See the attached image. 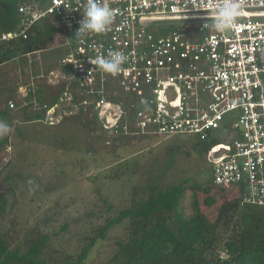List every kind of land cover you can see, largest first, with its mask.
Masks as SVG:
<instances>
[{
    "label": "built area",
    "instance_id": "2783aa9c",
    "mask_svg": "<svg viewBox=\"0 0 264 264\" xmlns=\"http://www.w3.org/2000/svg\"><path fill=\"white\" fill-rule=\"evenodd\" d=\"M101 2L115 11L107 31L75 38L87 0L17 4L20 24L2 41L25 40L53 18L67 50L60 79L48 81L62 83L61 93L38 101L24 89L7 110L32 102L34 122L47 126L89 117L106 149L154 138L216 142L204 155L212 184L241 192L242 206L264 208V0H238L241 15L224 32L208 26L223 0ZM109 50L126 57L116 75L89 63Z\"/></svg>",
    "mask_w": 264,
    "mask_h": 264
},
{
    "label": "rangeland",
    "instance_id": "374dc122",
    "mask_svg": "<svg viewBox=\"0 0 264 264\" xmlns=\"http://www.w3.org/2000/svg\"><path fill=\"white\" fill-rule=\"evenodd\" d=\"M66 50L63 38L56 34L46 49L1 66L0 110L7 109L12 99L18 100L19 106L24 89L34 93L42 88L40 97L44 99L50 92L54 95L48 81L60 79L57 73ZM20 112V107L9 111L11 120H5L13 131L7 135L10 144L0 163V193L8 199L0 231L13 247L24 245L21 251L29 242L48 236L42 255L46 262L61 264L75 259L89 238L108 219L129 208L133 193L139 194L147 184L162 189L184 179L189 180L188 185L202 188L211 184L210 166L191 148L193 138L143 139L106 149L96 131L84 130L83 118L47 126L24 121ZM28 180L38 185L34 193L28 191ZM235 196L232 189L211 188L208 194L187 189L181 208L189 217L196 199L202 215L214 223L221 204ZM206 197L214 198L215 204L205 206ZM127 226V221L116 225L105 239L98 240L87 263L108 261L117 250L116 243L126 239Z\"/></svg>",
    "mask_w": 264,
    "mask_h": 264
},
{
    "label": "trees",
    "instance_id": "16d2710c",
    "mask_svg": "<svg viewBox=\"0 0 264 264\" xmlns=\"http://www.w3.org/2000/svg\"><path fill=\"white\" fill-rule=\"evenodd\" d=\"M44 0H0V36L15 30L21 21L17 4L41 3ZM169 25L167 30H171ZM62 32L53 18H46L36 23L25 40L0 39V66L20 57H26L46 49L56 34ZM68 69L62 68L66 74ZM63 84L50 88L55 97L61 93ZM42 88L29 93V98L42 101ZM32 102H27L21 109L24 121L36 119L31 111ZM11 120L7 109L0 110V121ZM84 130L96 131V121L83 117ZM95 126V127H94ZM8 136L0 137V163L3 152L9 147ZM216 142L210 144L191 142V148L204 156ZM189 180L162 189L155 184H147L134 192L129 208L120 210L115 217L106 221L98 232L89 238L75 259L61 264H88L87 259L98 240L106 238L108 232L116 225L128 222L127 237L116 243L117 250L104 264H264V208L241 205L242 193L224 201L214 223L209 222L199 210L196 199L192 203V213L187 217L181 208V201L187 189L200 190L208 194L212 189L224 191L223 188L210 185H188ZM136 191V188H134ZM204 204H215L212 197H206ZM8 199L0 193V217L6 213ZM65 228L63 227L62 230ZM49 237L42 235L24 245L14 246L0 231V264H55L46 262L43 251ZM222 254L224 257H222Z\"/></svg>",
    "mask_w": 264,
    "mask_h": 264
},
{
    "label": "clouds",
    "instance_id": "9594fccd",
    "mask_svg": "<svg viewBox=\"0 0 264 264\" xmlns=\"http://www.w3.org/2000/svg\"><path fill=\"white\" fill-rule=\"evenodd\" d=\"M241 15V5L238 0H223L216 7L213 19L208 24L216 32H224L233 28L237 19ZM115 17V11L101 0H87L84 9L83 19L79 22V28L75 37L82 36L85 33L101 34L107 31ZM208 23V22H207ZM126 57L120 51L109 50L106 55H102L89 63H95L100 70L110 75H116L122 71V65ZM13 131L10 125L5 121H0V137L7 136ZM28 191L34 193L38 185L35 181H27Z\"/></svg>",
    "mask_w": 264,
    "mask_h": 264
},
{
    "label": "crops",
    "instance_id": "0c3cea01",
    "mask_svg": "<svg viewBox=\"0 0 264 264\" xmlns=\"http://www.w3.org/2000/svg\"><path fill=\"white\" fill-rule=\"evenodd\" d=\"M3 66V65H2ZM1 67V66H0Z\"/></svg>",
    "mask_w": 264,
    "mask_h": 264
}]
</instances>
